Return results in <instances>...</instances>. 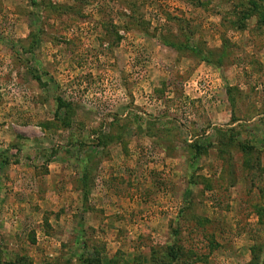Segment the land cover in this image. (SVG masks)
I'll return each mask as SVG.
<instances>
[{
	"label": "rangeland",
	"instance_id": "rangeland-1",
	"mask_svg": "<svg viewBox=\"0 0 264 264\" xmlns=\"http://www.w3.org/2000/svg\"><path fill=\"white\" fill-rule=\"evenodd\" d=\"M0 264H264V0H0Z\"/></svg>",
	"mask_w": 264,
	"mask_h": 264
}]
</instances>
